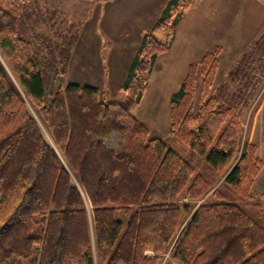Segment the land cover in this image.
Returning <instances> with one entry per match:
<instances>
[{"label":"trees","instance_id":"trees-1","mask_svg":"<svg viewBox=\"0 0 264 264\" xmlns=\"http://www.w3.org/2000/svg\"><path fill=\"white\" fill-rule=\"evenodd\" d=\"M197 1L168 0L156 28L171 38ZM74 43L42 58L19 14L0 6V51L21 90L0 62V264H264V226L242 207L263 211L264 164L243 133L246 98L215 87L221 47L188 66L167 142L129 105L171 41L142 36L121 87L129 105L63 86ZM241 68L229 76L250 86Z\"/></svg>","mask_w":264,"mask_h":264},{"label":"crops","instance_id":"crops-1","mask_svg":"<svg viewBox=\"0 0 264 264\" xmlns=\"http://www.w3.org/2000/svg\"><path fill=\"white\" fill-rule=\"evenodd\" d=\"M167 1L111 0L107 2L106 4L109 5L106 8L110 12H104L105 24L102 26L103 31L107 33V42L110 44L106 52L108 56L107 58L103 56L101 45L98 48V57L91 55L89 52L91 47L83 44V37L77 39L67 63L65 73L67 83L95 88L121 89L128 78L142 36L159 30L156 24ZM118 2H125L121 8L128 9L127 12L120 9L117 11L118 7H114L117 6L114 4ZM104 14L101 19L104 18ZM133 17L134 20L131 23L129 19ZM115 21H119L125 28L124 33L115 32L116 29L112 26ZM96 32L94 29L95 36L98 35ZM98 38L100 39L99 35ZM167 39L171 41L170 48L157 59L154 71L155 68L162 69V66L173 65L181 76V71H185L186 66L199 61L207 52L221 47L219 62L224 61L225 58H232V69L237 65L244 66L246 69L241 68V71L258 73L256 79L261 78L258 83L264 81V0H198L185 12L175 28L174 35L170 38L165 34L163 40ZM248 47L251 50H248L250 49ZM117 52L121 57L120 60H116ZM161 60L164 61L161 62ZM219 70L221 71L220 67ZM154 71L152 74L155 73ZM260 73L263 74L262 77ZM238 78L241 79V76L239 75ZM108 79L110 86L108 82L105 83ZM250 141L256 145L257 153L264 164V100L255 115ZM254 191L264 196V166L255 180Z\"/></svg>","mask_w":264,"mask_h":264},{"label":"rangeland","instance_id":"rangeland-1","mask_svg":"<svg viewBox=\"0 0 264 264\" xmlns=\"http://www.w3.org/2000/svg\"><path fill=\"white\" fill-rule=\"evenodd\" d=\"M109 1L111 0H0V6L4 9H12L19 14L21 20L28 29L29 36L40 49L42 58H48L51 55L50 48H53L54 53L57 55V53L61 50V47L66 45V43H69L72 37H75V43L78 41L77 39L83 37V44L91 47L89 52L91 55H95V57H98L99 46H103L102 54L107 58L108 54L106 52L109 50L110 44L107 42V33L106 31H103V26L105 24L104 12H110L106 8V6L109 5L106 3ZM122 3L118 2L117 4H114L117 5L114 7H118L116 8L117 11L120 9L127 12L128 9L121 8L124 6L125 2ZM102 14H104L103 19H101ZM129 20L132 23L134 17ZM130 22L126 21L128 24ZM112 26L113 29H116L115 32L124 33L125 28L119 23V21H115ZM94 29L95 32L97 31L96 33L99 35L100 39L98 38V35L95 36L93 33ZM152 34L157 40L161 41L165 39V34L162 30H158ZM251 48L248 50H251ZM159 58L160 56L158 59ZM120 59L121 57L119 52H117L116 60ZM223 60L224 61H220L222 68L220 66L221 71L219 70L218 72L215 87H225V91L228 96L231 94L233 96H243L246 98L247 107L243 114V133L249 137L255 115L258 113L260 106L263 104L264 81L262 80L258 83L261 78L259 77L256 79L258 73L255 74L254 72L250 73V86L248 85V82L244 81V79L238 78L235 80L231 78L229 73L233 70L232 58H225ZM163 61L164 60H161V62ZM0 62L4 66L12 84L16 87V89L20 90L18 81L13 74L6 57L1 51ZM251 64L253 65V63ZM188 66H186L185 71H181V76L180 73L178 74V71L174 69L173 65H166V67L162 66V69L155 68V71L153 70L155 73L153 72L154 74H151L149 77L148 85L140 104L132 103L129 105L130 100L133 99L123 93L120 88L98 87V89L102 91L104 94L103 99L106 101L128 104L131 113L149 128L152 137L161 138L168 142L170 138L169 128L171 120L170 98L179 90L181 83L186 76ZM260 75L262 77L263 74L260 73ZM62 79L63 86L68 84V80L65 76ZM108 81L109 79L106 80L105 83L107 84ZM261 84L263 85L261 86ZM108 86H110L109 82ZM28 106L31 114L39 122L46 140L56 151L61 162L64 165H67L63 155L56 148L50 133L43 125L34 109L29 104ZM80 190L84 197L86 209L91 215L90 202L83 190L81 188ZM256 202L263 205V211L259 210V208L248 207L245 205H242V207L253 219L264 226V202L258 196L256 198Z\"/></svg>","mask_w":264,"mask_h":264},{"label":"built area","instance_id":"built-area-1","mask_svg":"<svg viewBox=\"0 0 264 264\" xmlns=\"http://www.w3.org/2000/svg\"><path fill=\"white\" fill-rule=\"evenodd\" d=\"M184 201H187V200H184Z\"/></svg>","mask_w":264,"mask_h":264}]
</instances>
